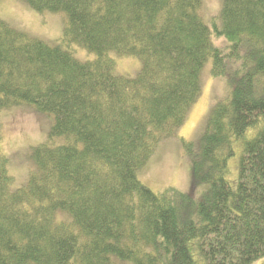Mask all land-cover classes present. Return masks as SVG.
<instances>
[{
	"label": "trees",
	"instance_id": "16d2710c",
	"mask_svg": "<svg viewBox=\"0 0 264 264\" xmlns=\"http://www.w3.org/2000/svg\"><path fill=\"white\" fill-rule=\"evenodd\" d=\"M19 1L62 14L63 27L49 43L0 17V111L28 104L52 117L15 190L0 150V264H264V0H222L224 46L200 0ZM110 52L136 57V76L115 75ZM208 60L229 90L191 155V192H154L136 173L184 124Z\"/></svg>",
	"mask_w": 264,
	"mask_h": 264
},
{
	"label": "rangeland",
	"instance_id": "374dc122",
	"mask_svg": "<svg viewBox=\"0 0 264 264\" xmlns=\"http://www.w3.org/2000/svg\"><path fill=\"white\" fill-rule=\"evenodd\" d=\"M200 1V15L211 29L213 43L216 46L228 44L223 36L216 34V29H221L222 0ZM0 17L14 28L49 43L58 41L62 34V14L39 13L19 0H0ZM70 49L81 61H91L96 56L79 45H72ZM109 57L114 60L115 75L134 77L140 70L141 62L136 57L119 55L115 52H110ZM211 63V60L206 61L202 68L201 94L189 108L184 124L177 128L171 137L159 141L146 164L136 173L138 180L154 192H161L169 187L186 193L191 192V155L197 150V143L204 132L211 106L216 101L224 99L229 90L224 80L212 76ZM0 121V150L8 158V174L13 177L11 190H15L27 181L33 167L26 149L47 139L52 117L37 112L31 105L21 104L1 110ZM63 142V137H56L51 144L58 145ZM184 142L192 143L191 151L187 150ZM242 142L235 143V154L228 160L229 172L226 178L233 189L236 188L238 178V160ZM204 187L200 185L194 194L198 196ZM64 214L66 213L63 211H56V220H65ZM192 242L189 243L191 251Z\"/></svg>",
	"mask_w": 264,
	"mask_h": 264
}]
</instances>
